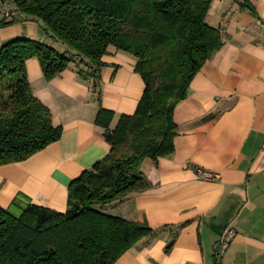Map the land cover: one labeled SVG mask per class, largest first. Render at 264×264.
Returning <instances> with one entry per match:
<instances>
[{
    "label": "crops",
    "instance_id": "crops-1",
    "mask_svg": "<svg viewBox=\"0 0 264 264\" xmlns=\"http://www.w3.org/2000/svg\"><path fill=\"white\" fill-rule=\"evenodd\" d=\"M4 9L10 14L0 12V21H9L0 25V47L28 38L65 49L15 0ZM209 17L224 44L175 108V150L156 161L144 158L139 169L152 185L106 209L153 231L114 264H264V0H213ZM103 61L95 90L92 78L77 72L88 69L78 60L46 80L39 60L27 59L32 92L62 134L29 158L0 165V207L22 195L65 211L70 182L109 152L95 123L100 106L115 113L114 126L121 114L135 112L145 84L133 55L111 46ZM199 170L216 177L202 179ZM226 229L235 236L218 248Z\"/></svg>",
    "mask_w": 264,
    "mask_h": 264
},
{
    "label": "trees",
    "instance_id": "trees-1",
    "mask_svg": "<svg viewBox=\"0 0 264 264\" xmlns=\"http://www.w3.org/2000/svg\"><path fill=\"white\" fill-rule=\"evenodd\" d=\"M213 0H15L20 12L42 22L65 46L17 38L0 47V165L19 162L57 141L48 106L32 92L26 61L39 60L46 80L74 60L99 89L109 47L136 58L145 89L133 114L100 106L95 123L109 152L68 186L63 212L18 195L0 207V264H114L152 229L106 209L152 183L140 171L175 150L176 106L203 64L224 44L207 21ZM254 12L253 6H250ZM9 21H0L5 25ZM100 92V90H98Z\"/></svg>",
    "mask_w": 264,
    "mask_h": 264
},
{
    "label": "built area",
    "instance_id": "built-area-1",
    "mask_svg": "<svg viewBox=\"0 0 264 264\" xmlns=\"http://www.w3.org/2000/svg\"><path fill=\"white\" fill-rule=\"evenodd\" d=\"M7 0H0V12H2L5 16H8L10 12L6 9H4V5ZM199 177L205 180H210L216 177V174L210 172V171H205V170H199L198 171ZM235 236V232L232 229H226L225 232L223 233L222 236V241H221V246L222 248H226L230 242L233 240Z\"/></svg>",
    "mask_w": 264,
    "mask_h": 264
},
{
    "label": "water",
    "instance_id": "water-1",
    "mask_svg": "<svg viewBox=\"0 0 264 264\" xmlns=\"http://www.w3.org/2000/svg\"><path fill=\"white\" fill-rule=\"evenodd\" d=\"M214 227H215V226H214ZM220 228H221V227H220ZM214 229L217 231V228H216V227H215ZM217 232H219V231H217ZM220 245H221V244L219 243V244L217 245V247L219 248Z\"/></svg>",
    "mask_w": 264,
    "mask_h": 264
},
{
    "label": "rangeland",
    "instance_id": "rangeland-1",
    "mask_svg": "<svg viewBox=\"0 0 264 264\" xmlns=\"http://www.w3.org/2000/svg\"><path fill=\"white\" fill-rule=\"evenodd\" d=\"M211 19H212V18H211V17H209V19H208V20H209V23H211Z\"/></svg>",
    "mask_w": 264,
    "mask_h": 264
}]
</instances>
